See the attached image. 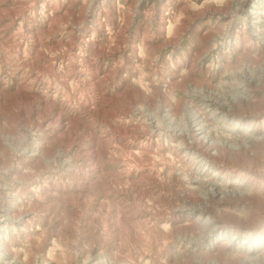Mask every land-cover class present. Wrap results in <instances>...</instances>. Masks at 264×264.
<instances>
[{
    "label": "rangeland",
    "instance_id": "obj_1",
    "mask_svg": "<svg viewBox=\"0 0 264 264\" xmlns=\"http://www.w3.org/2000/svg\"><path fill=\"white\" fill-rule=\"evenodd\" d=\"M0 264H264V0H0Z\"/></svg>",
    "mask_w": 264,
    "mask_h": 264
},
{
    "label": "bare ground",
    "instance_id": "obj_2",
    "mask_svg": "<svg viewBox=\"0 0 264 264\" xmlns=\"http://www.w3.org/2000/svg\"><path fill=\"white\" fill-rule=\"evenodd\" d=\"M238 10L242 11L243 10V7H240ZM30 73V72H29ZM212 99V98H211ZM212 101V100H211ZM209 102V101H208ZM207 107V106H206ZM224 109V108H223ZM201 115V114H200ZM193 117V116H192ZM203 117V116H202ZM194 121H195V117H194ZM202 123V122H201ZM192 124V123H191ZM182 127V126H181ZM197 129L191 131L190 129V133L193 132V136L196 137L197 139L199 138V134L201 135V133H199L198 131H200L201 129H204V126L200 124V122H196L195 121V125L193 126ZM180 133V132H179ZM205 134V133H204ZM202 133V135H204ZM192 135V134H191ZM176 137L180 138V141H183L182 139L185 137L184 134H178V135H175ZM202 137V136H201ZM195 138V139H196ZM184 142V141H183ZM180 145V144H179ZM187 147V146H186ZM190 148V147H189ZM209 228V227H208ZM210 229V228H209ZM211 230V229H210ZM239 234V233H238Z\"/></svg>",
    "mask_w": 264,
    "mask_h": 264
}]
</instances>
